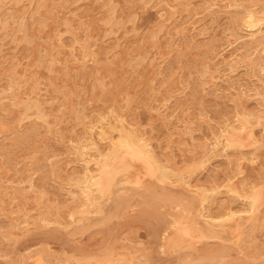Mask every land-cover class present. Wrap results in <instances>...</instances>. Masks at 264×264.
<instances>
[{
  "label": "rangeland",
  "instance_id": "rangeland-1",
  "mask_svg": "<svg viewBox=\"0 0 264 264\" xmlns=\"http://www.w3.org/2000/svg\"><path fill=\"white\" fill-rule=\"evenodd\" d=\"M16 1L0 0V264H108V255L119 264H264V38L247 42L241 20L256 11L264 28V0ZM99 114L106 120L86 155L95 168L101 151L110 170L99 203L87 206L68 191L77 193L82 128ZM208 146L218 151L201 164ZM107 177L119 182L109 191ZM209 188L214 235L197 214ZM230 201L239 214H220Z\"/></svg>",
  "mask_w": 264,
  "mask_h": 264
},
{
  "label": "bare ground",
  "instance_id": "bare-ground-1",
  "mask_svg": "<svg viewBox=\"0 0 264 264\" xmlns=\"http://www.w3.org/2000/svg\"><path fill=\"white\" fill-rule=\"evenodd\" d=\"M16 1V0H15ZM23 1V0H22ZM34 1V0H33ZM37 1V0H36ZM68 1V0H67ZM71 1V0H70ZM112 1V0H111ZM137 1V0H136ZM145 1V0H144ZM241 1V0H240ZM239 1V3H241ZM17 2V1H16ZM15 2V4H17ZM62 2V1H61ZM140 2H143V1H140ZM146 2V1H145ZM242 2H244L243 0H242ZM247 2V1H246ZM22 3V2H21ZM113 3V2H112ZM245 3V2H244ZM3 4V3H2ZM1 4V7L3 6ZM40 4V2L38 3V5ZM42 4V3H41ZM132 4H134V3H132ZM247 4V3H246ZM18 5V4H17ZM24 5V4H23ZM43 5L44 4H42L41 5V7H43ZM63 5V4H62ZM68 5V4H67ZM71 5V4H70ZM241 5V4H240ZM242 5H243V3H242ZM241 5V6H242ZM6 6V5H5ZM143 6V5H142ZM141 6V7H142ZM249 6V5H248ZM20 7H21V5H20ZM240 7V6H239ZM18 8H19V5H18ZM38 8V7H37ZM36 8V9H37ZM115 8V7H114ZM244 8H245V5H244ZM250 8H251V6H250ZM15 9H17V7H15ZM35 9V10H36ZM40 9V8H39ZM38 9V10H39ZM43 9H44V7H43ZM261 9V8H260ZM10 10V9H9ZM18 10V9H17ZM21 10V9H20ZM19 10V11H20ZM261 10H263V8L261 9ZM260 10V11H261ZM49 11V10H48ZM8 12V10L6 11V13ZM22 12V11H21ZM239 12V11H238ZM242 12V11H241ZM254 12H256V11H254ZM254 12L252 11V10H250V9H246V10H244V12H243V14H242V18H241V20H242V23H243V25L245 26V28H246V31L248 32L247 33V35H246V40H247V42L249 41L250 43L251 42H254V41H256V42H258V41H261L262 43H263V39L262 38H264V32L262 33V31L264 30V28H261L260 27V24H262L260 21H261V19L262 18H259V16H257L258 18H255L254 17ZM12 13H13V11H12ZM231 14H232V12H231ZM255 14H257V13H255ZM14 15V14H13ZM262 15V14H261ZM260 15V16H261ZM9 16V15H8ZM7 16V18H10V17H8ZM56 16V15H55ZM235 16V15H234ZM2 17V16H1ZM4 17H5V15H4ZM15 17V16H14ZM237 17V16H236ZM55 18V17H54ZM53 18V19H54ZM58 18H59V16H58ZM38 19V18H37ZM112 19V18H111ZM235 20H236V18H234ZM7 20V19H6ZM5 20V21H6ZM12 20V19H11ZM22 20H23V18H22ZM50 20V19H49ZM56 20V19H55ZM60 20V19H59ZM65 20V19H64ZM229 20H230V18H229ZM238 20V19H237ZM63 21V20H62ZM263 21V20H262ZM38 22H39V19H38ZM41 22V21H40ZM60 22V21H59ZM64 22V21H63ZM231 22V21H230ZM235 22V21H234ZM260 22V23H259ZM18 23H19V21H18ZM22 23V22H21ZM37 23V22H36ZM193 23V22H192ZM236 24H237V21L235 22ZM6 24V23H5ZM20 24V23H19ZM41 24H42V22H41ZM45 25H46V23H44ZM66 24V23H65ZM191 24V23H190ZM232 24V23H231ZM39 25V24H38ZM68 25V24H67ZM82 25V24H81ZM241 25V24H240ZM44 26V25H43ZM55 26V25H54ZM58 26V25H57ZM69 26V25H68ZM236 26V25H235ZM6 27H8V26H6ZM17 27V26H16ZM67 27V26H66ZM240 27V26H239ZM21 28V27H20ZM23 28V27H22ZM21 28V29H22ZM244 28V27H243ZM235 29V28H234ZM3 30V29H2ZM1 30V31H2ZM18 30H19V28H18ZM23 30V29H22ZM52 30V29H51ZM67 30V29H66ZM65 30V31H66ZM230 30H231V28H230ZM4 31V30H3ZM24 31H25V29H24ZM27 31V30H26ZM61 31H62V29H61ZM240 31H242V32H244L242 29L240 30ZM57 32H59L58 30H57ZM230 32H232V31H230ZM17 33V32H16ZM26 33V32H25ZM236 33V32H235ZM241 33V32H240ZM239 33V35H241ZM4 34V33H3ZM9 34V33H8ZM7 34V35H8ZM233 35H234V33H232ZM5 35V34H4ZM9 35H11V34H9ZM14 35V34H13ZM26 35H28V34H26ZM58 35V34H57ZM189 35H191V34H189ZM230 35H231V33H230ZM232 35V36H233ZM29 36V35H28ZM76 36V35H75ZM13 37V36H12ZM18 37V36H17ZM56 37V36H55ZM77 37V36H76ZM89 37V36H88ZM87 36H86V39L88 38ZM187 37V36H186ZM237 37V36H236ZM4 38V37H3ZM14 38V37H13ZM26 38V37H25ZM58 38V37H57ZM185 38V37H184ZM56 39V38H55ZM236 39H238V38H236ZM241 39V38H240ZM21 40V39H20ZM29 40V39H28ZM28 40H26L25 39V41H28ZM192 40V39H191ZM191 40L189 39V41L191 42ZM245 40V41H246ZM24 41V40H23ZM61 41H63L62 39H61ZM87 41V40H86ZM85 41V42H86ZM17 42V41H16ZM31 42V41H30ZM58 42V41H57ZM90 42V41H89ZM242 42H243V38H242ZM11 43H12V40H11ZM214 43V42H213ZM213 43H210V44H212V45H214ZM238 43V42H237ZM253 44V43H252ZM256 44V43H255ZM258 44V43H257ZM51 45V44H50ZM239 45H241V44H239ZM243 45V44H242ZM264 45V44H263ZM1 46V45H0ZM53 46V45H52ZM92 46V45H91ZM258 46V45H257ZM257 46H255L254 45V47L253 48H256ZM64 47V46H63ZM213 47H215V46H213ZM248 47H250L249 45H248ZM261 47V46H260ZM62 48V47H61ZM262 48V47H261ZM261 48H259L260 50H261ZM45 49V48H44ZM65 49V48H64ZM210 49H213V48H210ZM263 49V48H262ZM1 50V49H0ZM74 50H75V48H74ZM47 51V50H46ZM54 51H55V49H54ZM65 51V50H64ZM93 51V50H92ZM214 51V50H213ZM212 51V52H213ZM1 52V51H0ZM44 52H45V50H44ZM43 52V53H44ZM48 52V51H47ZM211 52V53H212ZM2 53V52H1ZM49 53V52H48ZM58 53V52H57ZM75 53V52H74ZM217 52H215V54H216ZM258 53V52H257ZM256 53V54H257ZM42 53H40L39 55H41ZM209 54V53H208ZM218 54V53H217ZM1 55V54H0ZM46 55H49V54H46ZM52 55H53V53H52ZM61 55V54H60ZM214 55V54H213ZM254 56H255V54H253ZM45 56V55H44ZM179 56V55H178ZM257 56V55H256ZM66 57V56H65ZM65 57H63V58H65ZM74 57L76 58V59H78L77 57H76V55L74 54ZM181 57V56H180ZM215 57H216V55H215ZM215 57H213V58H215ZM251 57H253L252 56V54H251ZM58 58V57H57ZM56 58V59H57ZM62 58V59H63ZM80 58V57H79ZM249 58V57H248ZM5 59V58H4ZM40 59V58H39ZM48 59V58H47ZM59 59V58H58ZM71 59V58H70ZM256 59H258V58H256ZM42 60V59H41ZM49 60V59H48ZM89 60V59H88ZM248 60V59H247ZM8 61V60H7ZM47 61V60H46ZM45 61V62H46ZM56 61H58V60H56ZM65 61H66V59H65ZM79 61V60H78ZM77 61V62H78ZM226 61V60H225ZM229 61V60H228ZM254 61H256V60H254ZM264 61V60H263ZM263 61H259V63H260V66L261 65H264V63H263ZM39 62V61H38ZM37 61H36V63H38ZM44 62V63H45ZM48 62V61H47ZM46 62V63H47ZM58 62H60V61H58ZM76 62V61H75ZM94 62H97V61H94ZM248 62H249V60H248ZM1 63V62H0ZM41 63H42V61H41ZM67 64V63H66ZM70 64V63H69ZM72 64V63H71ZM1 65V64H0ZM3 65V64H2ZM54 65V64H53ZM64 65V64H63ZM207 65V64H206ZM47 66V65H46ZM65 66V65H64ZM250 66V65H249ZM52 67V66H51ZM70 67V66H69ZM257 67V66H256ZM4 68V67H3ZM66 68L68 69V67L66 66ZM70 68H72V67H70ZM178 68V67H177ZM210 68V67H209ZM249 68V67H248ZM251 68V67H250ZM1 69V68H0ZM52 69V68H51ZM63 69V68H62ZM176 69V68H175ZM205 69V68H204ZM203 69V70H204ZM212 69V68H211ZM254 69V68H253ZM70 70V69H69ZM250 70V69H249ZM257 70V69H256ZM1 71V70H0ZM66 71V70H65ZM186 71V70H185ZM247 71V70H246ZM252 71V70H251ZM259 71H260V69H259ZM49 72V71H48ZM55 72V71H54ZM63 72V71H62ZM230 72V71H229ZM233 72V71H232ZM51 73V72H50ZM64 73V72H63ZM62 73V74H63ZM214 73V72H213ZM65 74V73H64ZM262 75H263V73H261ZM31 75V74H30ZM204 75V74H203ZM206 75V74H205ZM257 75V74H256ZM14 76V75H13ZM22 76V75H21ZM20 76V77H21ZM26 76H27V74H26ZM20 77H18V78H20ZM22 77H24V76H22ZM32 77V76H31ZM33 77H35V76H33ZM32 77V78H33ZM97 77V76H96ZM215 77V76H214ZM258 77V76H257ZM18 78H16L15 80H17ZM217 78V77H216ZM9 79V78H8ZM14 79V78H13ZM29 80L31 79V78H28ZM35 79V78H34ZM98 79V78H97ZM263 79V78H262ZM20 80V79H19ZM21 80H22V78H21ZM9 81V80H8ZM18 81V80H17ZM239 81V80H238ZM20 82V81H19ZM259 81H257V83H258ZM15 83V82H14ZM23 83V82H22ZM235 83V82H234ZM10 84V83H9ZM17 84V83H16ZM35 83H33V85H34ZM101 84H102V82H101ZM262 84V83H261ZM21 85V84H20ZM9 86H11V85H9ZM8 86V87H9ZM17 86V85H16ZM233 86H234V84H233ZM262 86V85H261ZM11 87H13V86H11ZM19 87V86H18ZM13 88H15V87H13ZM26 88V87H25ZM28 88H29V86H28ZM32 88V87H31ZM263 88V87H262ZM261 88V89H262ZM3 89V88H2ZM5 89V88H4ZM3 89V90H4ZM41 89V88H40ZM249 89V88H248ZM260 89V88H259ZM264 89V88H263ZM31 90V89H30ZM30 90H28V91H30ZM37 90V89H36ZM7 91V90H6ZM15 91V90H14ZM17 91H18V89H17ZM21 91V90H20ZM38 91V90H37ZM57 91V90H56ZM264 91V90H263ZM3 92V91H2ZM24 92V91H23ZM31 92V91H30ZM257 92H258V90H257ZM21 93V92H20ZM258 93H261V92H258ZM28 94V93H27ZM251 95H253V94H251ZM260 95V94H259ZM262 95H264V93L262 94ZM26 96V95H25ZM42 96V95H41ZM7 97V96H6ZM18 97V96H17ZM39 97V96H38ZM263 97V96H262ZM0 99H2V98H0ZM4 99V98H3ZM14 99V98H13ZM32 99V98H31ZM47 99V98H46ZM49 100V99H48ZM20 101V100H19ZM31 101V100H30ZM30 101H29V104H30ZM10 102V101H9ZM47 102V101H46ZM45 102V103H46ZM1 103V102H0ZM39 103H40V101H38V104H36V103H34L35 105L34 106H36V111H37V115H42V112H41V110L39 109ZM2 104V103H1ZM10 104V103H9ZM18 104V103H17ZM21 104H23V103H21ZM25 104V103H24ZM263 104V103H262ZM1 106V105H0ZM5 106V105H4ZM28 106V105H27ZM41 106V105H40ZM44 106H45V104H44ZM46 107V106H45ZM48 107V106H47ZM29 108V106L27 107V109ZM35 108V107H34ZM49 108V107H48ZM153 108V107H152ZM264 108V107H263ZM5 109V108H4ZM51 109V108H50ZM48 110V111H51V110ZM26 110V109H25ZM47 110V109H46ZM76 110V109H75ZM262 110V109H261ZM0 111H2L1 109H0ZM4 111V110H3ZM79 111V110H78ZM262 111H264V109L262 110ZM19 112V111H18ZM22 112V111H21ZM27 112V111H26ZM31 112V111H30ZM16 113V112H15ZM23 113H25V112H23ZM79 113V112H78ZM100 113V112H99ZM17 114H19V113H17ZM45 114H46V112H45ZM106 114V113H105ZM24 116H25V114H23ZM29 115V114H28ZM31 115H32V113H31ZM35 115V114H34ZM76 115V114H75ZM95 115V114H94ZM238 115V114H237ZM242 115V114H241ZM255 114L253 113V112H247V113H245L244 114V116H242L243 118H246V117H248V116H254ZM258 115V114H257ZM6 116V115H5ZM23 116V117H24ZM46 116H48V115H46ZM112 116V115H111ZM18 117V116H17ZM28 117V116H27ZM26 117V118H27ZM31 117V116H30ZM29 117V118H30ZM36 117V116H35ZM40 117V116H39ZM49 117V116H48ZM47 117V118H48ZM56 117V116H55ZM165 117V116H164ZM239 118H240V116H238ZM241 117V118H242ZM260 117H261V115H260ZM5 118V117H4ZM21 118V117H20ZM118 118V117H117ZM19 119V118H18ZM24 119V118H23ZM52 119V118H51ZM55 119V118H54ZM110 119H113V118H110ZM261 119V118H260ZM16 120V119H15ZM25 120V119H24ZM81 120V119H80ZM85 120V119H84ZM105 117L104 116H102V115H96L95 116V120L94 121H90L89 122V126L87 127V126H84L82 129V137L79 139V142H78V147L76 148L77 149V157L79 158V164H80V167H81V169H80V171L78 172H75V174H73V176L71 177V180H72V182H73V185L76 187V191H77V193L76 192H74L73 190H75V189H73V190H69L68 191V194L73 198V199H75V198H77V197H79V200H80V204L82 205H91V204H98L99 203V200H100V198H101V196H102V193H103V190H102V181H101V175L102 174H108L109 172V170H110V168L104 163V161H105V159H104V157H105V154L104 153H102L101 151H96V154H94L93 155V157H94V159H91V160H93V162L92 163H95L96 164V166H95V168L93 167H91L89 164H90V158H88V155H86V154H88L87 153V151L88 150H90V149H93L94 148V146H96V142H95V140L93 139V136H92V133H91V131H92V129L93 128H96V126H101L104 122H105ZM254 120H255V118H254ZM5 121V120H4ZM10 121V120H9ZM21 122H22V120H20ZM32 121V120H31ZM39 121V120H38ZM38 121H36V123L38 122ZM53 121V120H52ZM55 121V120H54ZM82 121V120H81ZM251 121H253L252 119H251ZM256 121H257V119H256ZM19 122V121H18ZM28 122V121H27ZM41 122V121H40ZM51 122V121H50ZM49 122V123H50ZM254 122V121H253ZM11 123V122H10ZM15 123V122H14ZM23 123V125H24V122H22ZM54 123V122H53ZM114 123H115V121H114ZM123 123V122H122ZM233 123H235L234 121L232 122V123H230V124H233ZM7 124H8V122H7ZM29 124V123H28ZM38 124V123H37ZM39 124H41V123H39ZM38 124V125H39ZM48 124V123H47ZM109 124V123H108ZM230 124H228L227 125V127H228V129H227V133H226V135H227V140H228V143L226 144V145H228V146H232L233 145V133H234V131H235V127H234V125L235 124H233V125H230ZM261 124V123H260ZM43 125V124H42ZM46 125V124H45ZM55 125H56V121H55ZM104 125H106V124H104ZM16 127L15 128H18L17 127V125H15ZM19 126V125H18ZM22 126V125H21ZM47 126V125H46ZM54 126V125H53ZM107 126V125H106ZM225 126V125H224ZM247 126V125H246ZM263 126V125H262ZM45 127V126H44ZM35 128V127H34ZM33 128V129H34ZM41 128H42V126H41ZM50 128V127H49ZM52 128V127H51ZM101 128H103L102 126H101ZM105 128V127H104ZM107 128L110 130V131H113L114 129H117L118 128V126L116 125V124H109L108 126H107ZM106 128V129H107ZM122 128V127H121ZM135 128V127H134ZM224 128V127H223ZM244 128V127H243ZM108 129H107V131H108ZM123 129V128H122ZM247 129V128H246ZM251 129V128H250ZM16 130H18V129H16ZM34 130H36V129H34ZM50 130V129H49ZM97 129H95V131H96ZM99 130H100V128H99ZM121 130V129H120ZM119 130V132H122V131H120ZM136 130V129H135ZM135 130L134 129H130V130H128L129 131V133H130V135L132 136V138H134V139H137V142H138V144L141 146V145H143V138L142 137H140L139 138V135L137 134L138 132H135ZM226 130V129H225ZM30 131H32V130H30ZM106 131V132H107ZM125 131V130H124ZM123 131V132H124ZM250 131V130H249ZM261 131V130H260ZM18 132V131H17ZM26 132V131H25ZM33 132V131H32ZM38 132V131H37ZM105 132V131H104ZM105 132V133H106ZM109 132V131H108ZM122 132V133H123ZM225 132V131H224ZM241 132V131H240ZM36 133V132H35ZM242 133V132H241ZM14 134H16L15 132H14ZM13 134V135H14ZM39 134H40V132H39ZM39 134H37V135H39ZM246 134V133H245ZM120 135H121V133H120ZM117 136V137H121V136ZM219 135V134H218ZM44 136H45V134H44ZM47 136V135H46ZM95 136H96V134H95ZM108 136H110V135H108ZM10 137V136H9ZM14 137H15V135H14ZM32 137H33V135H32ZM35 137V136H34ZM33 137V138H34ZM113 137V136H112ZM130 137V136H129ZM226 137V136H225ZM29 138H30V135H29ZM44 138V137H43ZM46 138V137H45ZM44 138V139H45ZM95 138V137H94ZM100 138V137H99ZM102 138V137H101ZM107 138V137H106ZM106 138H105V140H106ZM139 138V139H138ZM259 138H261V137H259ZM5 139V138H4ZM21 139V138H20ZM41 139V138H40ZM117 139V138H116ZM7 140H8V138H7ZM10 140V139H9ZM27 140V139H26ZM25 140V141H26ZM30 141H31V139H29ZM29 140H28V142L27 143H30L29 142ZM38 140H39V138H38ZM47 140V139H46ZM122 140H124V139H122ZM126 140V139H125ZM262 140V139H261ZM15 141V143L17 142L16 140H14ZM36 141V140H35ZM35 141H34V143H35ZM101 141V140H100ZM131 141V140H130ZM217 141V140H216ZM255 141V140H254ZM37 142V141H36ZM106 142V141H105ZM110 142V141H109ZM251 142V141H250ZM14 143V144H15ZM25 143V142H24ZM47 142H45V144H46ZM73 143V142H72ZM129 143H131V142H129ZM213 143V142H212ZM100 144V143H99ZM107 144V143H106ZM113 144V143H112ZM126 144V143H125ZM128 144V143H127ZM252 144V143H251ZM6 145V144H5ZM16 145V144H15ZM20 145V144H19ZM98 145V144H97ZM118 145V144H117ZM136 145V144H135ZM208 145H210V144H208ZM212 145H214V144H212ZM225 145V146H226ZM7 146V145H6ZM47 146V145H46ZM110 146V145H109ZM234 146V145H233ZM10 147V146H9ZM12 147V146H11ZM10 147V148H11ZM19 147V146H18ZM20 147L22 148V144L20 145ZM35 147H36V145H35ZM116 147V146H115ZM133 147V146H132ZM206 147V146H205ZM209 147V146H208ZM207 147V148H208ZM14 148V147H13ZM12 148V149H13ZM25 148H28V147H25ZM47 148V147H46ZM105 148H107V147H105ZM134 148V147H133ZM223 148V147H222ZM31 149V148H30ZM33 150L35 149V148H32ZM31 149V150H32ZM36 149H39V148H36ZM35 149V150H36ZM109 149H110V147H109ZM109 149H107V151L109 150ZM211 149V151H212V149H213V152L210 154V156H207V154H208V152H209V150ZM220 150H221V148H219ZM43 150V149H42ZM47 150V149H46ZM46 150H45V152H46ZM209 150L207 151V152H205L204 154H203V156H205V159H203L202 161H201V164H204L206 161H208L212 156H215L216 155V151H218V149L214 146V147H209ZM44 151V150H43ZM42 151V152H43ZM144 151V150H143ZM151 151V150H150ZM234 151V150H233ZM18 152V151H17ZM111 152H113L115 155H117V149H116V151H111ZM145 152H147V151H145ZM2 153V152H1ZM47 153V152H46ZM53 153V152H52ZM141 154V153H140ZM47 155V154H46ZM45 155V156H46ZM91 155V154H90ZM109 156H110V154H108ZM145 155V154H144ZM28 156V155H27ZM45 156H44V158H45ZM143 156V155H142ZM17 157V156H16ZM50 157V156H49ZM92 157V158H93ZM149 157V156H148ZM14 158V157H13ZM43 157H41V159H42ZM53 158V157H52ZM55 158V157H54ZM106 158V157H105ZM109 158V157H108ZM193 158V157H192ZM157 159V158H156ZM198 159V158H197ZM196 159V160H197ZM6 160V159H5ZM52 160V159H51ZM112 160V159H111ZM195 160V161H196ZM241 160V159H240ZM8 161V160H7ZM110 161V160H109ZM162 161V160H161ZM160 161V162H161ZM198 161V160H197ZM231 161V160H230ZM154 163V162H153ZM163 163V162H162ZM235 163V162H234ZM233 163V164H234ZM238 163V162H237ZM13 164V163H12ZM194 164H196V163H194ZM155 165V164H154ZM236 165V164H235ZM239 165V164H238ZM93 166V165H92ZM197 167L195 168L196 170L197 169H200V168H198L199 167V165H196ZM9 167V166H8ZM155 167V166H154ZM169 167V166H168ZM192 167V166H191ZM115 168V167H114ZM166 169H167V167H166ZM194 169V170H195ZM239 169V168H238ZM176 170V169H175ZM195 170V171H196ZM120 171V170H119ZM154 171V170H153ZM178 171V170H177ZM198 171V170H197ZM159 172L162 174V178H164V177H166V175H165V170H164V167L163 166H159ZM240 172V171H239ZM170 173V172H169ZM27 175V174H26ZM72 175V174H71ZM70 175V176H71ZM170 175V174H169ZM171 175H173V174H171ZM182 175V174H181ZM184 177V176H183ZM189 177V176H188ZM208 177V176H207ZM25 178V177H24ZM211 178V177H210ZM209 178V179H210ZM157 179V178H156ZM182 179V178H181ZM184 179V178H183ZM200 179V178H199ZM162 180V179H161ZM186 180V179H185ZM176 181V180H175ZM177 181H178V179H177ZM188 181V180H187ZM20 182V181H19ZM31 182V181H30ZM29 182V183H30ZM185 182V181H184ZM247 182V181H246ZM245 182V183H246ZM264 182V181H263ZM104 183H105V185H107V191H109L110 190V187H112V186H114V185H118V183L119 182H117V177H107V179L104 181ZM128 183V182H127ZM172 183V182H171ZM177 183V182H176ZM242 183H243V180H242ZM248 183V182H247ZM261 183H262V181H261ZM148 184V183H147ZM182 184V183H181ZM194 184V183H193ZM250 184H252V183H250ZM149 185V184H148ZM152 185V184H151ZM196 185V184H195ZM186 186V185H185ZM193 186V185H192ZM243 186V185H242ZM245 186V185H244ZM243 186V188L245 189V187ZM250 186V185H249ZM21 187V186H20ZM19 187V188H20ZM26 187V186H25ZM115 187H117V186H115ZM123 187V186H122ZM194 187V186H193ZM247 187V186H246ZM27 188V187H26ZM25 188V189H26ZM197 188V187H196ZM24 189V188H23ZM206 189V188H205ZM124 190V189H123ZM248 190V189H247ZM113 191V190H112ZM152 191V190H151ZM201 191V190H200ZM207 191V192H206ZM255 191V190H254ZM253 191V192H254ZM118 192V191H117ZM122 192V191H121ZM184 192V191H183ZM229 192V191H228ZM114 193V192H113ZM123 193V192H122ZM164 193V192H163ZM244 193V192H243ZM41 194H42V192H41ZM119 194V193H118ZM180 194V193H179ZM44 195V194H43ZM168 195H170V194H168ZM176 195V194H175ZM178 195V194H177ZM183 195V194H182ZM182 195H179V196H182ZM229 195H230V193H229ZM243 195V194H242ZM245 195V194H244ZM257 195V194H256ZM165 196V193H164V195H163V197ZM195 196V195H194ZM216 196V193L214 192V189H211V188H209L208 190H205V191H203L201 194H200V198H199V201H198V205H200V209H198L197 210V214H198V216H199V219H200V222H202L204 225H205V227H204V231L205 232H208V233H210V234H212V235H214L215 233H216V230L218 229H215L216 227V225L214 224V221H213V218H215V217H212L211 216V212L209 213L208 211H205L207 208H208V206L210 205V202L212 201V199L214 198ZM233 196V195H232ZM248 196V195H247ZM258 196V195H257ZM169 197H171V196H169ZM185 197V195L184 196H182V198H184ZM193 197V196H192ZM217 197V196H216ZM245 197V196H244ZM116 198H118V197H116ZM186 198V197H185ZM194 198V197H193ZM257 198V197H256ZM188 199V198H187ZM187 199H185L186 200V202H187ZM181 200V199H180ZM188 200H190V199H188ZM192 200V199H191ZM194 200H196V199H194ZM245 200V199H244ZM243 200V201H244ZM126 201V200H125ZM176 201H178V200H176ZM175 201V202H176ZM249 201V200H248ZM127 202V201H126ZM174 202V203H175ZM185 202V201H184ZM233 202L234 201H230V202H225L224 203V205L223 206H221L222 205V203H221V209H222V211H219L220 212V214H222V215H224V216H233V215H235V214H239V210H236V209H234V205H233ZM190 202H188V204H189ZM250 203V202H249ZM251 203H254V202H252L251 201ZM180 204V203H179ZM178 204V205H179ZM186 204V203H185ZM212 205V204H211ZM236 205V204H235ZM245 205V204H244ZM250 205V204H249ZM76 206V205H75ZM79 206V205H78ZM188 206V205H187ZM80 207V206H79ZM177 208H178V206H176ZM215 207H217V206H215ZM52 208V207H51ZM81 208V207H80ZM176 208V209H177ZM184 208V207H183ZM190 208H191V206H190ZM212 208V207H211ZM218 208V207H217ZM250 209V208H249ZM178 210V209H177ZM186 210V209H185ZM191 210H192V208H191ZM83 211H85V209L83 210ZM213 211V210H212ZM183 212V211H182ZM181 212V213H182ZM85 213V212H84ZM173 214V213H172ZM183 214V213H182ZM194 214H195V212H194ZM177 215V214H176ZM175 215V216H176ZM221 215V216H222ZM264 215V214H263ZM179 216H180V213H179ZM219 217V216H218ZM264 217V216H263ZM46 218H48V217H46ZM45 218V219H46ZM241 218V217H240ZM239 218V219H240ZM82 219V218H81ZM85 219V218H84ZM177 219H179L180 220V218H177ZM221 219H223V217H221ZM231 219V218H230ZM50 220V219H49ZM48 220V221H49ZM179 220H177V224L180 226L181 224H180V221ZM218 220H220V219H218ZM224 220V219H223ZM81 221V220H80ZM168 221V220H167ZM240 221H242V219L240 220ZM255 221H256V219H255ZM60 222V221H59ZM86 222H89V221H86ZM171 223L172 222H175V220H173V221H170ZM91 223H93V221L91 222ZM171 223H168L167 222V225H171ZM243 223V222H242ZM55 224V223H54ZM164 225V224H163ZM239 225V224H238ZM241 225V224H240ZM14 226V225H13ZM17 227V226H16ZM160 227V226H159ZM161 227H162V225H161ZM160 227V228H161ZM162 229V228H161ZM168 229V228H167ZM163 230V229H162ZM219 230V229H218ZM217 230V231H218ZM220 231V230H219ZM217 234V233H216ZM221 235V234H220ZM217 236V235H216ZM165 237V236H164ZM218 237V236H217ZM121 239V238H120ZM168 242H169V240H168ZM120 243V242H119ZM107 245V244H106ZM116 247H120V245L119 246H117L116 245ZM115 249H117V248H115ZM115 249H114V251H115ZM120 249V248H119ZM43 249L41 248V251H42ZM109 250V249H108ZM32 251V250H31ZM35 251H37L36 249H35ZM40 251V250H39ZM39 251H38V253H39ZM210 251V250H209ZM119 252H121V251H119ZM123 252H124V250H123ZM202 252V251H201ZM31 253V252H30ZM48 253V252H47ZM32 254V253H31ZM35 254V253H34ZM33 254V255H34ZM25 255V254H24ZM27 255V254H26ZM45 256H47V255H45ZM52 256V255H51ZM197 256V255H196ZM29 257V256H28ZM49 257V256H48ZM47 257V258H48ZM84 257V256H83ZM100 257V256H99ZM127 257V256H126ZM125 257V258H126ZM218 257V256H217ZM53 258V257H52ZM89 258V257H88ZM98 258V257H97ZM22 259V258H21ZM81 259V258H80ZM86 259H87V257H86ZM195 259V258H194ZM51 260V259H50ZM84 260V259H83ZM89 260V259H88ZM119 260V262H121L120 261V259H118ZM30 261H32V260H29V262ZM42 261V260H41ZM82 261V260H81ZM96 261V260H95ZM104 261L105 262H109V263H111V264H119L118 263V261H117V259L116 258H114L113 256H111V255H108V256H105L104 257ZM20 262V261H19ZM87 262V261H86ZM123 262V261H122ZM193 262V261H192ZM21 263V262H20ZM25 263V262H24ZM78 263H80V261L78 262ZM101 263V262H100ZM108 263V264H109ZM132 262L131 261H129L128 262V264H131ZM181 263V262H180ZM195 263V262H194ZM19 264V263H18ZM28 264V263H27ZM71 264V263H70ZM145 264H147V263H145ZM198 264H206V263H198Z\"/></svg>",
  "mask_w": 264,
  "mask_h": 264
}]
</instances>
